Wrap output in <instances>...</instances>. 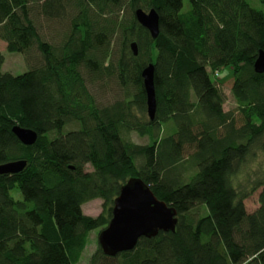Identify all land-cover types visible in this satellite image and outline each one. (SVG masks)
<instances>
[{"label": "trees", "instance_id": "1", "mask_svg": "<svg viewBox=\"0 0 264 264\" xmlns=\"http://www.w3.org/2000/svg\"><path fill=\"white\" fill-rule=\"evenodd\" d=\"M183 1L0 0V40L28 67L3 72L0 53V164L27 161L0 175V264H76L135 176L176 209L175 231L115 256L98 248L89 264H264V187L254 211L244 204L264 181L249 191L233 182L249 156L264 152V72L253 69L264 12L246 0H188L183 11ZM138 9L157 12L155 39ZM149 63L154 121L141 77ZM223 68L233 74L235 111L223 109L210 77ZM109 79L121 94L100 105L91 87ZM169 123L175 130L159 136ZM15 125L36 131V142L22 144ZM131 131L151 142L133 143ZM95 199L102 211L85 215L82 205Z\"/></svg>", "mask_w": 264, "mask_h": 264}, {"label": "water", "instance_id": "2", "mask_svg": "<svg viewBox=\"0 0 264 264\" xmlns=\"http://www.w3.org/2000/svg\"><path fill=\"white\" fill-rule=\"evenodd\" d=\"M138 23L147 29L153 39L159 32V16L153 9L135 11ZM136 56V42L131 44ZM257 73L264 72V51L260 50L253 63ZM146 94V112L148 119L154 121L156 114V95L154 88V65L149 63L141 72ZM12 132L24 145H32L37 140L36 131L15 125ZM27 165L24 159L0 164V175L21 172ZM111 219L98 235V244L105 255L132 250L139 238L155 236L159 231H175L178 217L174 207L159 200L150 187L139 177L129 178L120 188L113 201Z\"/></svg>", "mask_w": 264, "mask_h": 264}, {"label": "rangeland", "instance_id": "3", "mask_svg": "<svg viewBox=\"0 0 264 264\" xmlns=\"http://www.w3.org/2000/svg\"><path fill=\"white\" fill-rule=\"evenodd\" d=\"M246 1L253 8L264 12V0ZM188 9L189 1L184 0L183 11ZM0 53H2L4 56V63L2 66L3 72H7L12 75H19L28 70L24 56L18 52H8L6 50L5 43L1 40ZM210 77L213 81H218L220 88L225 95L223 109L225 111H235L237 105L231 93L233 74L230 68H223L219 70L218 73L211 74ZM94 85L91 87V91L100 105L113 103L118 98V95L121 94L117 85L111 79L107 80L105 85L102 83H94ZM192 100L194 101L195 98L192 97ZM145 117L146 119L148 118L147 114H145ZM172 130H175V126L172 123L167 125L165 124L163 127H161L159 136H166L172 133ZM126 137L133 143L139 145L149 144L151 142L149 136H140L135 131L129 132ZM257 181H264V152H260V150H257L254 156L251 155L247 158V161L233 179V182L236 186H241L248 191L251 190L252 185L257 183ZM263 187L264 185L259 187L257 190L251 193L247 199L244 200V204L248 212L254 211L258 207V194ZM10 193L15 199H21V194L17 189L11 190ZM101 211L102 200L100 199H95L82 205V212L87 216L97 217ZM201 211L202 214L206 213L205 209H202ZM102 229L104 228L100 227L89 232L85 249L83 250L81 257L76 264H89L91 256L97 251L98 248H100L98 244V235Z\"/></svg>", "mask_w": 264, "mask_h": 264}]
</instances>
